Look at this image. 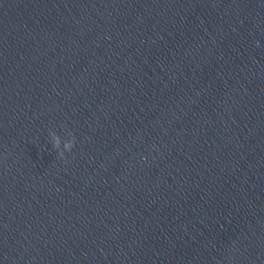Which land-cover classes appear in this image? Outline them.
<instances>
[{"label": "clouds", "instance_id": "1", "mask_svg": "<svg viewBox=\"0 0 264 264\" xmlns=\"http://www.w3.org/2000/svg\"><path fill=\"white\" fill-rule=\"evenodd\" d=\"M49 136L51 137V143L54 149L57 150L58 155L62 159H66L65 153L71 152L76 144V137L73 133H69V139L63 140V148L61 149L62 139L54 131H49Z\"/></svg>", "mask_w": 264, "mask_h": 264}]
</instances>
